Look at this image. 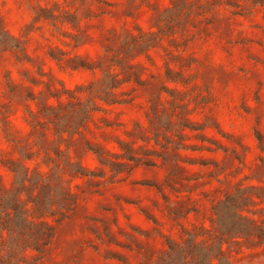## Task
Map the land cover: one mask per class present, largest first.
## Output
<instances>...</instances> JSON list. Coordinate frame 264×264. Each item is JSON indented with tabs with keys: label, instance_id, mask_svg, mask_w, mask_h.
Wrapping results in <instances>:
<instances>
[{
	"label": "rangeland",
	"instance_id": "rangeland-1",
	"mask_svg": "<svg viewBox=\"0 0 264 264\" xmlns=\"http://www.w3.org/2000/svg\"><path fill=\"white\" fill-rule=\"evenodd\" d=\"M0 264H264V0H0Z\"/></svg>",
	"mask_w": 264,
	"mask_h": 264
}]
</instances>
